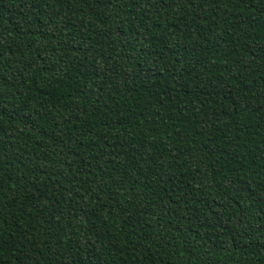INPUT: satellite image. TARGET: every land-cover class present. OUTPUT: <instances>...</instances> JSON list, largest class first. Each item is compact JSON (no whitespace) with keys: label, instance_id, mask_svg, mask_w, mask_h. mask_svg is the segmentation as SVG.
Masks as SVG:
<instances>
[{"label":"trees","instance_id":"16d2710c","mask_svg":"<svg viewBox=\"0 0 264 264\" xmlns=\"http://www.w3.org/2000/svg\"><path fill=\"white\" fill-rule=\"evenodd\" d=\"M0 264H264V0H0Z\"/></svg>","mask_w":264,"mask_h":264}]
</instances>
